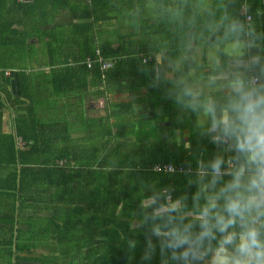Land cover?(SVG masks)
<instances>
[{"label":"trees","instance_id":"trees-1","mask_svg":"<svg viewBox=\"0 0 264 264\" xmlns=\"http://www.w3.org/2000/svg\"><path fill=\"white\" fill-rule=\"evenodd\" d=\"M58 1L69 11L64 23L40 21L36 0H0V108L10 109L13 136L25 145L21 152L12 141V203L0 210V224L17 233L12 253L28 255L15 257V264L34 260L40 241L48 250L35 258L42 264H163L156 237L155 253L143 259L148 229L136 226L140 202L155 185L172 189L173 197L187 193L191 206L195 184L188 180L197 159L219 151L205 134L208 117L205 125L197 114L203 111L197 101L208 98L195 95L191 80L225 85L228 80L210 77L234 70V58L247 61L245 78L264 80V0H216L222 18L214 32L202 28L210 18L198 0H46L50 11ZM122 25L133 32L122 34ZM48 36L47 62L25 63L38 54L37 40ZM214 40L221 47L210 61ZM234 40H242L240 56L222 49ZM97 51L101 63H112L104 72ZM166 69L186 77L172 82ZM6 70L17 72L6 76ZM108 95L120 99L107 102L102 115L86 116L85 100ZM158 107L172 110L171 122L157 121ZM180 123L188 129L186 142L175 138ZM166 165L182 171L166 173Z\"/></svg>","mask_w":264,"mask_h":264},{"label":"clouds","instance_id":"clouds-1","mask_svg":"<svg viewBox=\"0 0 264 264\" xmlns=\"http://www.w3.org/2000/svg\"><path fill=\"white\" fill-rule=\"evenodd\" d=\"M196 106L219 151L197 159L191 206L187 193L173 197L170 188L149 186L136 225L148 229L143 259L155 253L156 237L163 264H264V80L232 72L222 101Z\"/></svg>","mask_w":264,"mask_h":264},{"label":"crops","instance_id":"crops-1","mask_svg":"<svg viewBox=\"0 0 264 264\" xmlns=\"http://www.w3.org/2000/svg\"><path fill=\"white\" fill-rule=\"evenodd\" d=\"M41 1V2H40ZM37 5H39V7H35V14L38 16V18L40 19V21L43 20L45 21H49V19H53L56 22H60L62 21L64 23V21L61 18V16H63L65 13L69 12L65 6L62 4L61 1H58L57 6L53 8V10L50 8H48V2L46 3V0H36ZM88 2V1H87ZM23 3V2H20ZM40 29H43L42 26L39 24ZM129 28L126 27H121L120 31L122 34H125L123 31L128 30ZM55 33V32H53ZM48 37H44L45 39H41L37 40V42L35 43V48L38 51V54L35 55L34 58H31L30 61L28 62V60H25V63H31V62H35V63H39V62H47V55L44 52V42ZM54 39H58L60 40H64V38H59L58 36H53ZM36 52V51H35ZM242 54H238L235 56H240ZM216 55H213L212 57H210L208 60L211 61V58H215ZM234 56V55H233ZM2 60V59H0ZM233 61H231L230 66L231 68H233L234 70L228 72V73H224L223 75H227L221 79H217L214 78L215 76L210 77V79L212 81H224V80H229L230 78V74L232 72H240L242 74H244L243 69L246 68V64L248 65L246 60L240 59V58H234L232 59ZM3 61V60H2ZM8 61V60H7ZM199 61V60H198ZM219 60H216L215 63H218ZM198 63V62H197ZM243 68V69H242ZM15 72H17L16 70H14ZM36 71V70H35ZM15 72H13L12 70H6L5 75L6 76H10L12 73L14 74ZM221 74H217V76H220ZM165 76L167 79L171 80L172 82H181V80L183 81L185 79V75L183 71L178 72V76H174L173 72L171 70L166 69L165 70ZM253 77V76H250ZM249 77V78H250ZM14 79V85L16 87V82H15V77H13ZM194 80V79H193ZM191 80V85L194 86L195 90H198L197 96L201 95V91H203L204 96L209 98H212V94L213 92H222L224 93V95H227V85L228 83H226L225 85H217V84H210L208 83V81H198L195 80L193 81ZM12 93H17V91L15 90L14 86L11 88ZM200 91V92H199ZM119 95V94H118ZM93 107H89V110L94 112V108ZM70 109V110H67ZM66 110L69 112L71 111L72 107L67 108ZM181 109H178V111ZM185 112L183 109L181 111ZM156 114H157V121L166 123V122H171V118H172V110H169V108H163L160 109V107L156 108ZM86 116H89V112L86 113ZM200 120L198 119V122L204 124L205 125L208 123H206V120L204 121L200 115H198ZM73 118V117H72ZM71 119V118H69ZM180 121V120H179ZM186 130L187 133H183L182 130ZM14 130H13V115L10 112V109L6 106V107H1L0 108V210L5 212L6 211V204L8 203V205H10V203H12V200L10 199V196L8 195L9 193H11V185H13L12 183H10V179H11V174L13 172V165L10 163L12 160V155H11V150H12V141H14L15 144V149L17 148L18 150H20L21 152L24 150V142L22 140V137L20 135H15L13 136ZM183 137V140L186 142L187 141V137H188V129H186V127H183L180 123V126L176 127V134H175V138H180ZM18 140L22 141V147L20 148L18 145ZM17 150V151H18ZM63 161H61L62 164ZM16 203H23L21 200L20 201H16ZM18 205V204H17ZM18 216H15V221L17 220ZM0 221H2V218H0ZM4 222V221H2ZM13 235V239L12 238ZM17 233H9L5 230V225L3 226L2 223L0 224V264H15V257H27V253L26 252H20L14 255L12 253V244L14 245L15 242V237H16ZM22 235V236H21ZM20 236L22 237V239H26L28 237V235L26 234V232H23ZM11 240H14L13 242ZM37 244V243H36ZM39 247H36L34 249V254L30 255L31 257H34V260H22L20 261V264H28V262H41L38 261L37 257H39L40 255L43 254H47V253H42L41 252V248H43L42 246V242L40 241L39 243ZM47 249V248H46ZM19 262V260H18ZM42 264V263H40Z\"/></svg>","mask_w":264,"mask_h":264},{"label":"rangeland","instance_id":"rangeland-1","mask_svg":"<svg viewBox=\"0 0 264 264\" xmlns=\"http://www.w3.org/2000/svg\"><path fill=\"white\" fill-rule=\"evenodd\" d=\"M198 1H199V4L203 5V10L205 12V15H203V17L210 18V19L212 18L211 20L209 19L207 22H204V25L202 26V28H204V30H207L208 32H214L215 31V25L216 24L219 25L221 18H222L221 15H216L219 13L218 6H217V9L215 8V1L216 0H198ZM206 5H208V6L206 7ZM219 6H221V5H219ZM209 12H213V13H209ZM133 30H134V27H130L128 30H125L123 32L124 33L133 32ZM119 32H120V28H119ZM108 35L111 36L112 35L111 32H109ZM237 37H239V36H237ZM241 42H242V40H240V42H236V40H234V42H232V43L222 45V49H223L224 53L227 52V53H231L233 55L242 54V43ZM220 45L221 44H219V43L215 44V40L212 44H210V46H211L210 47L211 57L213 55H217V53L221 47ZM157 57H159V55H157ZM190 91H191V93H193L194 89L191 88ZM114 98L120 99L119 97L108 95L105 98H98L95 100H92V99L85 100V102L83 103V107H84L86 113L89 112V116H99V115H102L104 113L103 109H104V106L108 105L107 102H109L110 100H113ZM121 98H123V96H121ZM89 107H93L94 112L90 111ZM197 114L200 115V117L204 121L206 120L207 115L204 112V110L201 112H198ZM167 123L168 122H166V124ZM182 131H183V133H187V131L185 129ZM41 252L47 253L48 250L46 248H41ZM73 264H75V262H73Z\"/></svg>","mask_w":264,"mask_h":264},{"label":"built area","instance_id":"built-area-1","mask_svg":"<svg viewBox=\"0 0 264 264\" xmlns=\"http://www.w3.org/2000/svg\"><path fill=\"white\" fill-rule=\"evenodd\" d=\"M18 1L25 2L26 0H18ZM241 13L244 14V12L242 10H241ZM244 19L248 20L249 19V15H245ZM96 56L98 58V62L101 63V57L99 55V51L96 52ZM89 65H92V62L88 61L87 66H89ZM100 66H101V71L104 72V71H106L108 68H110L112 66V63L110 61H105V62H102ZM251 78H255V77H251ZM18 142H19L18 145L21 148L22 147V141L18 140ZM162 169L166 173H172L174 171H179V172L182 171V168H180V167L175 168V167H173V165H166ZM154 170L160 171L161 169L159 167H155Z\"/></svg>","mask_w":264,"mask_h":264},{"label":"water","instance_id":"water-1","mask_svg":"<svg viewBox=\"0 0 264 264\" xmlns=\"http://www.w3.org/2000/svg\"><path fill=\"white\" fill-rule=\"evenodd\" d=\"M227 75H220V76H215L214 78L221 79ZM28 264H40V262H28Z\"/></svg>","mask_w":264,"mask_h":264},{"label":"flooded vegetation","instance_id":"flooded-vegetation-1","mask_svg":"<svg viewBox=\"0 0 264 264\" xmlns=\"http://www.w3.org/2000/svg\"><path fill=\"white\" fill-rule=\"evenodd\" d=\"M231 61H233V60H231ZM231 61H230V63H231ZM230 63H229V64H230ZM230 67H231V66H230ZM228 72H230V71H228ZM228 72H227V73H228Z\"/></svg>","mask_w":264,"mask_h":264}]
</instances>
